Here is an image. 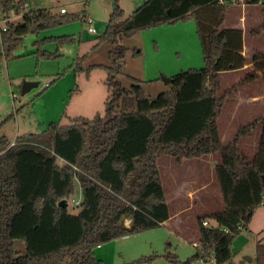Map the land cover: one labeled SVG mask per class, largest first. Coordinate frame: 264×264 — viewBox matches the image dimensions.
Returning a JSON list of instances; mask_svg holds the SVG:
<instances>
[{
	"label": "trees",
	"instance_id": "1",
	"mask_svg": "<svg viewBox=\"0 0 264 264\" xmlns=\"http://www.w3.org/2000/svg\"><path fill=\"white\" fill-rule=\"evenodd\" d=\"M118 2L111 0L109 19L97 37V45L106 42L112 46L109 65L89 67L106 72L102 117H75L65 125L50 123L42 132L15 138L12 145L0 136V264H100L94 256L97 247L159 228L170 217L157 167L162 156L179 163L220 155L214 174L222 210L197 219L195 254L181 262L174 253L166 252L163 258L168 264H190L206 254L233 264L234 238L248 228L255 211L263 206L264 119L241 127L225 146L220 145L217 130L227 98V92L218 96L219 74L247 64L242 55V31L221 27L223 14L233 3L145 0L124 17ZM25 3L27 0H0V15L5 20V30H0V61L13 54L23 37L36 36L75 17L45 9L25 10ZM245 4L261 8L262 24L252 33L258 34L264 30V0H246ZM15 13L19 16L11 19ZM189 21L195 25L201 69L173 75L169 91L155 97L148 96L141 82L132 77H128L133 82L129 89L117 81L127 54L121 45L124 38ZM50 40L61 45L74 38ZM139 54L138 50L133 55ZM36 55L57 57L45 51ZM81 58L75 72L83 71ZM250 63L253 71L240 84L253 83L259 72L264 85V54L253 52ZM257 126L256 153L249 160L239 152L238 143ZM75 182L81 201L78 213L71 214L67 205L59 203L73 196ZM124 220L130 225L125 226ZM205 220L214 225H202ZM16 242L21 245L16 247ZM157 257L152 254L125 264H149ZM255 261L264 264V242L256 245Z\"/></svg>",
	"mask_w": 264,
	"mask_h": 264
},
{
	"label": "rangeland",
	"instance_id": "2",
	"mask_svg": "<svg viewBox=\"0 0 264 264\" xmlns=\"http://www.w3.org/2000/svg\"><path fill=\"white\" fill-rule=\"evenodd\" d=\"M245 1L231 0L234 9L226 13V20H229L234 12H239V8L236 7L245 4ZM143 2L144 0H119L118 5L126 17ZM61 8L66 10V15L75 16L74 19L44 29L36 36L23 37L13 54L8 59L0 61V136H5L11 142L18 137L42 132L50 123L65 125L75 117L93 119L103 115L106 72L98 67L92 69L89 67L109 65L108 52L112 46L106 42L97 45V37L103 33L109 19L112 11L111 0H27L25 10L45 9L60 15ZM83 15L93 20L95 33L87 31V25L82 20ZM15 18H17L16 13L11 16V19ZM4 25L5 21L0 15V29ZM165 29L170 32L153 28L148 30L149 32L143 31L122 40L121 45L127 49V54L123 74L116 79L125 89H129L133 84L128 79L132 77L141 82L148 96L155 97L170 89V83L165 84L162 77L171 78L181 71L203 67L200 49L197 63H195L197 56L195 57L193 50L190 51L191 42L197 47L199 44L194 22H179L176 26L168 25ZM55 37H73L74 40L60 45L50 40ZM138 50L140 54L134 56L133 54ZM38 51L57 54V57L42 58L36 55ZM79 58L83 71L75 72ZM248 59L250 60V57ZM250 72L244 76L233 72L221 74L218 96L227 92V98L222 104L220 117L217 120L221 146L227 144L232 128L237 127L239 122L245 120L248 125L255 118H260L261 112L264 113L263 99L256 101L252 107L254 109L240 107L239 113L235 110L237 106L234 103L244 94L246 96L247 92L259 95L264 91V85L261 86L259 79L253 84L241 87L240 81ZM24 81L37 85L25 94H21ZM46 84L50 85L46 86ZM232 88H235L234 91H231ZM232 113L236 115L234 122L230 120L233 118ZM163 159L165 158L160 160ZM219 162L220 158L214 165ZM175 165V176L179 179L186 178L185 185H196L199 182L203 183L204 180L209 183L208 196L213 200L211 209L217 208L219 201L216 199L218 190L215 186L217 181L214 171L202 177L195 174L197 166L190 164L188 166L190 171L184 172V166ZM161 166L164 190L167 199H170L169 176L166 168ZM181 192L184 194L182 189ZM80 201L81 190L75 182L74 194L66 200L68 212L77 214L79 206L74 203ZM171 202L172 210L177 205ZM181 203L184 204V200H181ZM199 204L191 203L190 208L178 215H172L169 221L164 222L159 228L126 236L97 247L94 250L95 258L100 264H125L156 254L158 257L149 264H168L163 255L170 252L174 253L179 261H186L195 254V247L198 245L197 218L206 214L201 203ZM124 225L129 226L130 221L124 220ZM209 225L213 226L214 223L209 221ZM176 231L182 232V235ZM262 242H264V206L255 211L248 228L234 238L231 245L232 263L256 264L255 248ZM20 245L16 242L15 246ZM246 257L251 258V261H247Z\"/></svg>",
	"mask_w": 264,
	"mask_h": 264
},
{
	"label": "crops",
	"instance_id": "3",
	"mask_svg": "<svg viewBox=\"0 0 264 264\" xmlns=\"http://www.w3.org/2000/svg\"><path fill=\"white\" fill-rule=\"evenodd\" d=\"M232 6L231 5L228 6L227 9L225 10V12L223 14V22L221 24V27L222 28H237V29H240L242 31V34H243L242 55L247 60V64L244 68H242L240 70H236V72H234V71H230V72L241 73L244 76L245 74H247V72L253 71V67L250 63V60L248 59L251 56V54L253 52L264 54V30L260 31L258 34H255V35L252 34L253 31L256 30L257 28H259L262 24L261 8L259 6H250V5L241 4L240 7H236V8H239V10H238L239 12L238 13L234 12V15L230 16L229 20H226L227 19L226 13L228 11L234 9V7H232ZM176 25L177 24H174L173 27ZM167 26L168 25H165V26L159 27L158 29L161 30L162 32H166V30H167V32H170L168 29H165ZM179 29H180V27H179ZM147 32H149V31H147ZM174 32H177V31H174ZM183 39H185V38L183 37ZM255 40H257V41H255ZM190 46H191L190 51L193 50V53H195V57L197 56L196 57L197 61H195V63H197L198 62V50L200 49V46L198 44V47H197L196 44H192V42H191ZM199 52L201 54V50ZM187 56H188V54H187ZM159 70L162 71L161 68H159ZM221 74L222 73L219 74V77H221ZM257 74H258V79L261 80L260 73L258 72ZM220 83H221V78H220ZM253 83H250V84H253ZM261 84H262L261 86H263L262 80H261ZM243 86L244 85H242L241 87H243ZM259 99L264 100V91L260 92L259 95H254V94H252V92H247L246 96L244 94L241 98H239V100L236 103H234V105L237 106L236 107L237 109H235V110L239 113V110L241 109L240 107L247 108L248 110L254 109L252 107L256 104V101ZM260 112H261V110H259V113ZM231 116L233 118H231L230 120H232L234 122L236 115L234 113H232ZM219 117H220V115H219ZM259 119H264V113L261 112L260 118L257 117L254 119V121L259 120ZM230 120H228V121H230ZM251 122H249V123H251ZM246 125H247V121L244 120L242 122H239L237 124V127L232 128L231 135L227 140V144L232 142L234 140V138L236 137L238 130L241 127H244ZM217 130H218V123H217ZM259 133H260V127L257 126L249 135L243 137L238 143L239 152L242 155H244L245 157H247V159L249 158V160H251L252 157L254 156V154L256 153ZM218 134H219V132H218ZM219 137H220V135H219ZM161 158H165V159H163V161H162V160H160ZM219 158H220L219 153H212L210 155H207V156H204V157H201L198 159H193V160L183 159L179 163L175 162L173 159H171L167 156H162V157L158 158L157 167H158L160 179H161L162 186H163L165 200H166L168 210H169V214H170L169 219L172 217V215H174V216L178 215L182 211H184L185 209L190 208L191 203H194V202L196 204L201 203L202 209H204V211L206 213L204 216L210 215V214H213L216 212H220L222 210V202H221V197H220V193H219L217 183H215L216 184L215 186L218 190L216 199L219 201V205L217 208L214 207L211 209V207H212L211 204L213 205V202H212L213 200H211L212 198L210 196H208L209 194H208L207 188L209 186V183H206V181L204 180L203 183L199 182L196 185L188 186V185H185L186 184V178L179 179L177 176H175V174H176V168H175L176 165L175 164H180L181 166H184L185 167L184 172L190 171V167L188 168V166H190V164L192 166H197V170L195 171V174L202 176V177H204L203 175H206L209 173L212 174L214 171L213 170V168L215 166L214 164L216 163V161H219ZM172 164H174V165H172ZM161 165H163V167L166 168L167 174L169 176L168 179L170 180V187H171L170 188V199H167V196H166V193L164 190L165 188H164V182H163V177H162V168H161L162 166ZM165 166H167V167H165ZM184 176H186V175H184ZM181 189L183 190L184 194L181 192ZM181 200L182 201L184 200V204L181 203ZM171 201H173V203H175L177 205V207L172 208L173 211L171 210V207H172L170 205L172 203ZM169 219L167 221H169ZM197 232H198V228H197ZM176 233L182 235V232L176 231ZM196 241H199V233L197 235ZM193 243H195V242H193Z\"/></svg>",
	"mask_w": 264,
	"mask_h": 264
},
{
	"label": "built area",
	"instance_id": "4",
	"mask_svg": "<svg viewBox=\"0 0 264 264\" xmlns=\"http://www.w3.org/2000/svg\"><path fill=\"white\" fill-rule=\"evenodd\" d=\"M25 7H26V3L24 4V8ZM60 13L65 14L66 10L64 8H61ZM18 16L16 15V17H18ZM83 22L85 23V25H87V31L89 33H95L96 32L95 28L93 27V20L90 17H88L87 15H84ZM0 30H5V25ZM46 86H48V84H46ZM12 144H14V141L11 142V145ZM74 204L78 205L79 203L75 202ZM263 206H264V203H263ZM208 224L209 223L206 220L202 222V225H204V226H208ZM190 264H229V263L220 262L215 257L214 254H206V255H200V256L196 257L194 260H192V262Z\"/></svg>",
	"mask_w": 264,
	"mask_h": 264
},
{
	"label": "water",
	"instance_id": "5",
	"mask_svg": "<svg viewBox=\"0 0 264 264\" xmlns=\"http://www.w3.org/2000/svg\"><path fill=\"white\" fill-rule=\"evenodd\" d=\"M223 2H230L231 0H222ZM162 80L165 84L170 83L171 79L170 78H165L162 77ZM37 85V83H31V82H23L22 83V88H21V94H25L26 92H28L32 87H35ZM59 206L61 207H65L66 203L64 201L59 203ZM247 261H251V258L246 257Z\"/></svg>",
	"mask_w": 264,
	"mask_h": 264
}]
</instances>
